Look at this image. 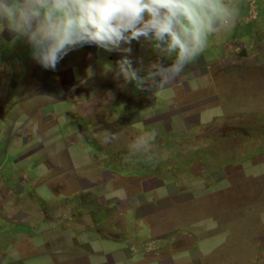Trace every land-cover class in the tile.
<instances>
[{
  "label": "rangeland",
  "instance_id": "374dc122",
  "mask_svg": "<svg viewBox=\"0 0 264 264\" xmlns=\"http://www.w3.org/2000/svg\"><path fill=\"white\" fill-rule=\"evenodd\" d=\"M232 5L176 93L120 87L94 45L44 69L0 25V264H264V0Z\"/></svg>",
  "mask_w": 264,
  "mask_h": 264
},
{
  "label": "clouds",
  "instance_id": "9594fccd",
  "mask_svg": "<svg viewBox=\"0 0 264 264\" xmlns=\"http://www.w3.org/2000/svg\"><path fill=\"white\" fill-rule=\"evenodd\" d=\"M232 0H0V25L14 39H23L31 58L44 69L55 70L69 52L94 45L121 58L108 64L120 87L138 91L163 90L196 60L208 36L227 26ZM140 44L155 60L130 58L132 43ZM173 58L167 65L165 58ZM110 143L116 134H100ZM155 132L134 138L129 151L150 155Z\"/></svg>",
  "mask_w": 264,
  "mask_h": 264
},
{
  "label": "crops",
  "instance_id": "0c3cea01",
  "mask_svg": "<svg viewBox=\"0 0 264 264\" xmlns=\"http://www.w3.org/2000/svg\"><path fill=\"white\" fill-rule=\"evenodd\" d=\"M4 30L5 29H3V28L0 30V46L2 44V41L3 42L6 41V40L8 41V40H12L14 38V36H13V38H11V36L9 34L6 35V33H5ZM168 61L171 62V60L168 59L167 62L165 63L166 65L168 64ZM194 64H196L194 68L191 69V67L193 65L190 68H187V69L185 68L184 71L181 73V75L176 79V81L173 82V83H171L172 86H174L173 87L174 88V92L173 93H176V92H179V91H183V90L185 92L190 91L189 89H187L185 87V86H187V82L186 81L193 82V83H195L197 85H200L201 82L206 81V79H205V71H203V68L204 67H203V64H202L201 60L199 58H197ZM188 71H189V73L186 75V72H188ZM68 72L71 75L70 67H69V71ZM103 83H105V82H103ZM121 83H122V81H121ZM180 86H182L181 89H175L176 87H180ZM127 99H128V102H131V101L134 100L133 93L132 92L130 93V96ZM150 99L153 100L155 98H154L153 95H151V98ZM201 102H203V101H201ZM151 104H152V102H151ZM199 106L200 107H204L205 106L204 102H203V104H199ZM136 107L140 111L143 109L142 105H140V104H136ZM171 118H172V120L174 119V117H171ZM157 121H159V120H156L155 122H157ZM181 121L182 120L178 118L177 125L175 126V128H173V130L176 133L181 134V133H184V132L187 133V132H189V130L192 131V129L194 128L193 125H192L193 124V119H192V121L190 123V126L188 128L186 127V131L184 130V127H183ZM155 122H151V120H150L149 122L146 123V125H148V124H154ZM167 130L170 131L171 128H169ZM151 190H153V189H151ZM126 206L127 207H130L128 205H126Z\"/></svg>",
  "mask_w": 264,
  "mask_h": 264
}]
</instances>
